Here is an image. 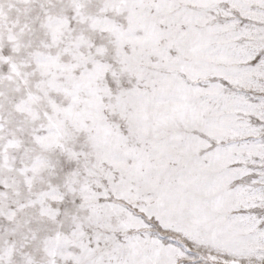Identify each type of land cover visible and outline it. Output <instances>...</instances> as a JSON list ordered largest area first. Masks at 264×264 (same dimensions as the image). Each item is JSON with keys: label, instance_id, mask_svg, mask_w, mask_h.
<instances>
[{"label": "snow or ice", "instance_id": "6c2138e0", "mask_svg": "<svg viewBox=\"0 0 264 264\" xmlns=\"http://www.w3.org/2000/svg\"><path fill=\"white\" fill-rule=\"evenodd\" d=\"M0 264H264V0H0Z\"/></svg>", "mask_w": 264, "mask_h": 264}]
</instances>
